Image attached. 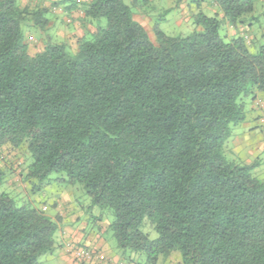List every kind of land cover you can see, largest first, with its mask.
Returning <instances> with one entry per match:
<instances>
[{
    "label": "trees",
    "instance_id": "obj_1",
    "mask_svg": "<svg viewBox=\"0 0 264 264\" xmlns=\"http://www.w3.org/2000/svg\"><path fill=\"white\" fill-rule=\"evenodd\" d=\"M67 1L77 8L55 4ZM147 1L84 3L94 30L72 49L48 34V8L0 0V148L27 145L34 192L54 174L81 183L92 213L112 211L106 232L126 260L178 252L184 264H264L259 162L226 153L245 98L264 95V44L253 52L224 26H252L256 0H212L213 16L191 0L193 29L173 36L156 23L155 41L135 18ZM29 25L45 32L35 54ZM5 180L0 167V187ZM147 221L158 238L142 229ZM60 224L1 191L0 264H37L55 251Z\"/></svg>",
    "mask_w": 264,
    "mask_h": 264
},
{
    "label": "rangeland",
    "instance_id": "obj_2",
    "mask_svg": "<svg viewBox=\"0 0 264 264\" xmlns=\"http://www.w3.org/2000/svg\"><path fill=\"white\" fill-rule=\"evenodd\" d=\"M20 1L23 5L29 4L31 5V7H35L37 4H41L45 8H48L49 9L48 17L50 18L51 21L49 25L50 28L48 29V34L51 35L57 41L59 40L68 41L72 49L76 48V42L83 34L94 30V26L91 22L89 21L86 23L83 22L84 11L82 6L84 3L88 2L87 0H75V2L78 3V6L72 12H69L68 10L65 9V7H68L67 5H70L68 3L64 5L55 4L57 2H61L62 0H20ZM126 1L129 2V0ZM148 1L143 3L142 4L143 6H141L140 8L135 9L136 12L135 18L137 20H140L145 25L153 41H155L156 39V33L153 28V26L156 23H159V27L169 35L176 36L182 34V32L185 33L189 32L190 24H188V22L182 23L183 26H181V28L175 27L174 29L170 30L168 28V24H167L168 22H166V20L158 19V17L155 19L152 14L151 17H148V15L145 12L146 10H143V8L146 9L148 7L152 9L153 7L152 4L146 7L148 5ZM173 1H179V0H173ZM187 1H191V0H187ZM203 2L204 1H202V3ZM190 10L192 11V9ZM201 10L209 16L215 15V11L208 9L207 6L205 5L201 7ZM252 16L256 17V19L252 22L253 23L252 26H248L246 32L249 37L248 39H250L251 41V46H250L251 51L258 52L260 47L264 44V0L255 1V11L252 14ZM252 16H248V17H252ZM44 34L45 32H42L38 28L35 27L31 28V25L25 28L26 40L30 46V52L32 54H35L44 46V40H45ZM251 102H252V96L245 98L246 121L250 126L246 130V126L244 125V123L232 125L233 129H232L230 142L234 134L236 135V137L242 136V139H244L245 141H249V144H253V145H249L250 148L242 149L241 152H239L240 155L238 156H235L234 153H231L228 150L226 151V153L229 157L234 159L243 158L246 160V158H253V159L256 158L259 162L264 163V128L262 126L260 127V125L257 123L258 122L257 117L260 116L261 110H264V107L262 108L260 107L261 110L260 109L252 110ZM259 143L260 145L263 144V146L259 147ZM231 146L232 145H230V147ZM255 152L258 153L256 154V156H254ZM29 161H30V154L27 150V145H22L21 147L16 149L7 146L0 148V167L5 169L6 171V180H5L6 183H4L5 185L3 184L4 186L0 187V192L7 189L10 192H12L14 195H16L17 198L24 200V202H28V201L32 202L33 205L40 208H43V206H45L46 212L49 215H51L52 212L55 211L52 204L53 201L56 200L57 197L61 194L62 190L66 193L73 192L74 193L73 197L77 201L76 202L77 205L80 206L81 204V206L87 210V206L90 205V198L87 195L84 186L79 182H77L76 184L69 183L67 180L62 179V176L59 174H54L49 181L45 182L44 185H42V188L40 190L34 192L32 190L31 183L27 182L24 176L26 166L28 165ZM254 174L259 178L264 179V165L254 170ZM67 207L69 206L67 205ZM93 213L96 214L97 210H94ZM107 214L108 215L105 216L103 220V222L106 223L111 222L113 218L112 211L110 210L107 211ZM89 215H92L91 211ZM142 229L145 232H148L152 239L158 238V233L152 227L149 221H147L143 225ZM87 232L89 233L88 235L89 237L91 236L96 237V233L98 232L100 233L101 231H99V226L96 227L90 224L89 229H87ZM99 235H101L99 236L100 242L107 245L109 248L117 251L118 253H121L120 252L121 250L118 248L117 241L115 240V238H113L110 231L109 232L105 231L104 233H100ZM90 242L91 241L89 240L87 242L89 244H87L85 241L84 242L85 244L81 243V245L87 246L94 250L95 247L91 245ZM65 246L66 244L64 245V247ZM134 257H135L134 261H129L124 259L123 262H125V264H148L146 256L143 252L139 254H135ZM79 263L81 262L79 261ZM37 264H64V262L60 258L59 253L57 254V252L54 251L53 253H47L42 255L39 258ZM155 264H184V263L182 261V257L180 253L174 252L170 256L160 255Z\"/></svg>",
    "mask_w": 264,
    "mask_h": 264
},
{
    "label": "crops",
    "instance_id": "obj_3",
    "mask_svg": "<svg viewBox=\"0 0 264 264\" xmlns=\"http://www.w3.org/2000/svg\"><path fill=\"white\" fill-rule=\"evenodd\" d=\"M87 1L90 2L91 0L90 1L87 0ZM203 1L204 2L202 3L201 7L205 5L207 6L208 9L215 11V14L216 12L219 11L218 6L212 0H203ZM67 3L69 4L68 1ZM150 4L153 5L152 9L148 7ZM195 6L196 4H194L192 1H187V0H179V1L149 0L148 5L146 6L149 9L143 8V10H146L145 12L148 15V17H151L153 15L155 19L158 17V19L166 20V22H168L167 24L170 30L174 29L175 27L181 28V26H183L182 23H186V22L190 24V30H191L194 27L191 12H195V10L197 9V6L196 7ZM190 9H192V11ZM73 10H71L70 12H72ZM220 16L222 17V14H220ZM247 29H248V25L245 24H241L238 25L237 27H234L228 23H225L224 26V31L225 32L228 31L227 34L229 36L243 34L246 37H248L246 32ZM182 34H186V33L182 32ZM248 40L250 41V39ZM260 107L261 108L264 107V95L261 92H257L255 94V98H252L251 109L258 110L260 109ZM257 119H258L257 123L260 125V127L262 126L264 128V110H261L260 116H258ZM243 123L246 126V130H247L250 125L248 124L246 119L244 120V122H242V124ZM231 142L229 139L227 150L230 151L231 153H234L235 156L240 155L239 152H241L242 149L250 148L249 145H253V144H249V141H245L244 139H242V136L236 137V135L234 134L231 139ZM230 145L232 146L230 147ZM261 146H263V144L260 145L259 143V147ZM256 154L258 153L255 152L254 156H256ZM237 159L245 163H252L253 161L257 160L256 158L254 159L246 158V160L243 158H237ZM263 165H264L263 162H259L258 168ZM73 194H74L73 192L66 193L62 190L61 194L57 197L56 200L53 201L52 204L55 211L52 212L51 215L54 217H56L57 215L61 217L60 228L55 235V239H56L55 251L57 252V254L59 253V256L63 260L64 264H81L79 263V261H77V259L75 258L72 252H67L66 248L64 247L66 243L71 242V243H75V245H81V243H84L85 241L87 243L89 240L91 241L90 242L91 245L95 247L94 251L96 254V256H94L90 264H118L120 261H123L124 258L122 257L121 253H118L117 251L109 248L107 245L103 244L99 240L100 238L99 236H101L99 234L104 233L106 231L110 222L108 223L103 222L105 217L103 219H100L97 217L98 215L94 213H92V215H89L90 210L88 206L86 210L81 206V204L80 206L77 205L76 203L77 201L74 199ZM67 205L69 207H67ZM43 209L46 210V207L43 206ZM90 224L96 227L99 226V231L101 232L96 233V237L88 236L89 233L87 232V229H89ZM64 248L66 252L69 254L65 252Z\"/></svg>",
    "mask_w": 264,
    "mask_h": 264
},
{
    "label": "built area",
    "instance_id": "obj_4",
    "mask_svg": "<svg viewBox=\"0 0 264 264\" xmlns=\"http://www.w3.org/2000/svg\"><path fill=\"white\" fill-rule=\"evenodd\" d=\"M68 252H72L75 258L80 261L89 264L94 256H96L95 251L84 245H75L71 242L66 243L65 246ZM118 264H125V262L120 261Z\"/></svg>",
    "mask_w": 264,
    "mask_h": 264
}]
</instances>
